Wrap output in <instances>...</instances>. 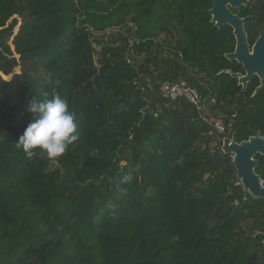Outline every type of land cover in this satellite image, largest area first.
Listing matches in <instances>:
<instances>
[{
	"label": "trees",
	"instance_id": "trees-1",
	"mask_svg": "<svg viewBox=\"0 0 264 264\" xmlns=\"http://www.w3.org/2000/svg\"><path fill=\"white\" fill-rule=\"evenodd\" d=\"M213 1L0 0V264H264L252 239L264 198L243 192L196 108L160 92L195 90L223 138L264 137V88L252 97L257 79L241 92L223 74L236 72L233 43L210 23ZM246 10L264 26V1ZM110 30L118 41H96ZM53 87L79 138L58 158L28 159L16 147L27 105Z\"/></svg>",
	"mask_w": 264,
	"mask_h": 264
},
{
	"label": "water",
	"instance_id": "water-1",
	"mask_svg": "<svg viewBox=\"0 0 264 264\" xmlns=\"http://www.w3.org/2000/svg\"><path fill=\"white\" fill-rule=\"evenodd\" d=\"M257 0H215L208 15L215 29L223 25L232 28L236 46L232 54L226 55L228 61H236L244 71V75L224 71L223 74L237 81V85L246 89L247 84L253 77H257L260 85L255 89L253 96L264 87V33L249 53L246 36L243 31V20L233 16L229 8L247 6L249 2ZM221 152L230 156L235 169V177L245 194L256 199L264 198V180L255 173L258 161L257 156L264 157V137H250L246 141L236 142L234 136L224 137L221 142Z\"/></svg>",
	"mask_w": 264,
	"mask_h": 264
},
{
	"label": "clouds",
	"instance_id": "clouds-1",
	"mask_svg": "<svg viewBox=\"0 0 264 264\" xmlns=\"http://www.w3.org/2000/svg\"><path fill=\"white\" fill-rule=\"evenodd\" d=\"M42 84H52L51 74L44 69L34 74ZM56 85L59 81L55 82ZM26 111L32 115L23 134L16 142V147L21 148L26 158L31 159L37 154L48 158L62 156L80 135L76 123V114L69 109L68 102L62 99L53 87L51 98L38 100L31 99ZM134 180L133 172L121 178V185H130ZM121 193H126L127 188L122 187Z\"/></svg>",
	"mask_w": 264,
	"mask_h": 264
},
{
	"label": "built area",
	"instance_id": "built-area-1",
	"mask_svg": "<svg viewBox=\"0 0 264 264\" xmlns=\"http://www.w3.org/2000/svg\"><path fill=\"white\" fill-rule=\"evenodd\" d=\"M160 92L164 98L176 99L184 98L188 103L196 108L199 119L212 130L215 142L221 145L225 132L223 123L220 119L211 114H207V105L200 104V99L195 90L184 88L183 86L169 85L163 83ZM240 185V183H238ZM252 239L257 241L259 247L264 249V229H257L252 234Z\"/></svg>",
	"mask_w": 264,
	"mask_h": 264
},
{
	"label": "flooded vegetation",
	"instance_id": "flooded-vegetation-1",
	"mask_svg": "<svg viewBox=\"0 0 264 264\" xmlns=\"http://www.w3.org/2000/svg\"><path fill=\"white\" fill-rule=\"evenodd\" d=\"M215 1V0H214ZM214 1H213V3H214ZM264 0H257L256 2H263ZM256 2H249L248 3V5L247 6H241V7H238V8H229V10H230V12H231V14L233 15V16H235V17H237L239 20H243L244 21V23H243V31H244V33H245V36H246V43H247V48H248V50H249V53L251 54L252 53V48H253V46L255 45V43L257 42V40L259 39V37H260V35H261V33H264V26H261L260 25V20H259V18L258 17H255V16H253V15H250V14H248V12H247V10H246V8H248L249 7V5L250 4H253V3H256ZM213 3H212V5H213ZM211 8H212V6H211ZM211 8H210V10H211ZM243 8H245V9H243ZM209 10V11H210ZM208 11V12H209ZM210 17V16H209ZM210 20H211V17H210ZM211 23V22H210ZM212 24V23H211ZM213 25V27H214V24H212ZM248 25H249V28H247L248 27ZM222 29H226V32L225 33H230V37H231V39L232 40H230V41H232V43H233V49H232V52H230V53H228V54H226V55H229V54H232L233 52H234V49H235V46H236V41H235V38L233 37V35H232V28H230L228 25H223L220 29H216V30H219V31H221ZM225 55V56H226ZM226 59V58H225ZM227 60V59H226ZM228 61V60H227ZM229 63H231V64H233L234 66H235V70H236V72L234 73V74H241V75H244V71H243V69H242V67L240 66V65H238V63L236 62V61H228ZM226 71H230V70H226ZM232 72V71H231ZM228 76V75H227ZM254 79H257L258 80V78L257 77H253L250 81H249V83L252 81V80H254ZM248 83V84H249ZM258 83H259V80H258ZM248 84H247V86H248ZM259 85H260V83H259ZM258 85V86H259ZM238 86V85H237ZM247 86H246V89H247ZM258 86L256 87V88H258ZM239 87V86H238ZM241 88V87H240ZM255 88V89H256ZM264 88V87H263ZM262 88V89H263ZM245 89V90H246ZM261 89V90H262ZM244 90V91H245ZM244 91H242V88H241V92H244ZM255 91V90H254ZM260 91V90H259ZM253 94H254V92H253ZM257 94V93H256ZM255 94V95H256ZM254 95V96H255ZM252 97H253V95H252Z\"/></svg>",
	"mask_w": 264,
	"mask_h": 264
},
{
	"label": "rangeland",
	"instance_id": "rangeland-1",
	"mask_svg": "<svg viewBox=\"0 0 264 264\" xmlns=\"http://www.w3.org/2000/svg\"><path fill=\"white\" fill-rule=\"evenodd\" d=\"M5 29H7L9 32H15V31H17V29H18V25L16 26V27H13V21L12 20H10L7 24H6V26H5ZM123 31H119V30H110L108 33H107V35H106V37L105 38H102V37H96V41L98 42V43H105V44H109V39L108 38H110L111 40H113V41H118V39H117V35L118 34H120V33H122ZM96 49H98V47H95ZM11 53H12V58L14 57V58H16V55L14 54V52H13V48L11 47ZM137 59V61L139 62L140 61V59L139 58H136ZM17 65V64H16ZM16 67L18 68V66H15L14 67V71H16ZM206 113L207 114H211V112H210V106H209V104H208V106H207V111H206ZM216 114L217 115H219V116H217V118L218 119H221V114H219L217 111H216ZM244 229L245 230H247V232L249 233L250 231H251V224L250 223H247V224H245L244 225Z\"/></svg>",
	"mask_w": 264,
	"mask_h": 264
}]
</instances>
